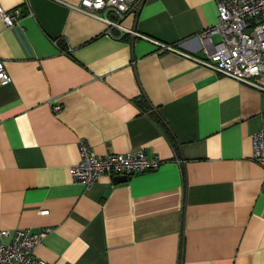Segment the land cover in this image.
<instances>
[{
	"label": "crops",
	"instance_id": "0c3cea01",
	"mask_svg": "<svg viewBox=\"0 0 264 264\" xmlns=\"http://www.w3.org/2000/svg\"><path fill=\"white\" fill-rule=\"evenodd\" d=\"M81 1L0 0V230L50 227L49 264H264V91L198 61L217 1L144 0L125 33ZM81 140L162 163L86 186Z\"/></svg>",
	"mask_w": 264,
	"mask_h": 264
},
{
	"label": "built area",
	"instance_id": "2783aa9c",
	"mask_svg": "<svg viewBox=\"0 0 264 264\" xmlns=\"http://www.w3.org/2000/svg\"><path fill=\"white\" fill-rule=\"evenodd\" d=\"M219 18L216 25L204 30V57L198 61L215 71L230 75L244 83L264 91V0H216ZM144 0H82L80 9L109 25V32L118 27L122 33L129 31L122 20L136 13ZM0 13L7 26L19 23L23 15L19 8ZM219 39L214 40L213 35ZM164 48H169L161 44ZM4 60L0 59V85L11 82ZM62 104H54L55 113L61 111ZM262 125L253 135V160L264 161V112ZM2 117L0 116V122ZM80 161L72 167L75 182L91 186L103 175L129 177L156 169L162 160L148 155L144 149L127 153H107L101 155L85 140L79 144ZM41 214H48L44 209ZM51 230L44 227L39 232L29 229L0 230V264H49L35 255V248L41 244ZM9 238V242L5 239Z\"/></svg>",
	"mask_w": 264,
	"mask_h": 264
},
{
	"label": "water",
	"instance_id": "95a60500",
	"mask_svg": "<svg viewBox=\"0 0 264 264\" xmlns=\"http://www.w3.org/2000/svg\"><path fill=\"white\" fill-rule=\"evenodd\" d=\"M130 177L127 175H118L117 177L114 178L115 182H124L127 181Z\"/></svg>",
	"mask_w": 264,
	"mask_h": 264
}]
</instances>
